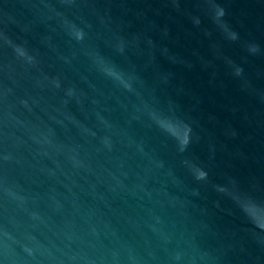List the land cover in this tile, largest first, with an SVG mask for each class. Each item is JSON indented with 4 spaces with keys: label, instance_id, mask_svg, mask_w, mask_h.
I'll use <instances>...</instances> for the list:
<instances>
[{
    "label": "water",
    "instance_id": "1",
    "mask_svg": "<svg viewBox=\"0 0 264 264\" xmlns=\"http://www.w3.org/2000/svg\"><path fill=\"white\" fill-rule=\"evenodd\" d=\"M0 264H264V0H0Z\"/></svg>",
    "mask_w": 264,
    "mask_h": 264
}]
</instances>
